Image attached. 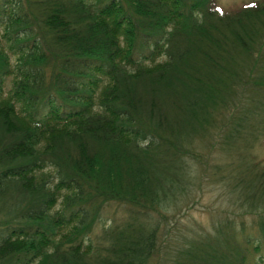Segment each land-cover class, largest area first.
<instances>
[{
	"label": "trees",
	"instance_id": "1",
	"mask_svg": "<svg viewBox=\"0 0 264 264\" xmlns=\"http://www.w3.org/2000/svg\"><path fill=\"white\" fill-rule=\"evenodd\" d=\"M263 138L261 6L0 0V264H264Z\"/></svg>",
	"mask_w": 264,
	"mask_h": 264
},
{
	"label": "rangeland",
	"instance_id": "2",
	"mask_svg": "<svg viewBox=\"0 0 264 264\" xmlns=\"http://www.w3.org/2000/svg\"><path fill=\"white\" fill-rule=\"evenodd\" d=\"M263 1L261 4L260 2ZM218 5L222 8V10L226 13H230L234 16H237L238 14H241L246 10V7L251 3H256V5L261 6L262 9H264V0H217ZM168 57L163 54L160 55L157 59L151 62H146L145 65L149 66H162L166 65L168 63ZM11 82L12 78H7L5 84H4V95L8 94V91L11 89ZM255 152L259 156V158L264 157V138L263 141L257 146L255 149ZM32 182L35 184L36 187L43 188L46 192L54 193L56 197V203L54 205V208L51 210V212H56L60 209V201H62L61 195L63 192H59L56 189V181H57V174L55 170L50 166H45L43 169L35 171L32 176ZM208 189L206 188V191L204 193L203 201H201L200 204L194 206L190 212V221L201 223L204 226L209 225L210 222V214L208 213V208L214 206L215 204L220 205L219 200H217V203L213 194L208 192ZM216 197V196H215ZM13 210V209H12ZM10 210V211H12ZM9 215V214H8ZM70 233V228H65L61 231L57 230V233L53 237L54 245L47 248L45 251H41L38 261L36 264H48L49 261H51L52 253L55 251V247L58 246L60 243L64 242L65 239ZM6 236L3 237L2 240H0V244L5 243L7 239H5ZM84 246H86V243H83ZM44 246V245H43ZM87 247V246H86ZM261 256H264V252L261 253ZM258 255L250 258V263L254 264V262L257 260ZM149 264H156V260L153 259L150 261Z\"/></svg>",
	"mask_w": 264,
	"mask_h": 264
}]
</instances>
